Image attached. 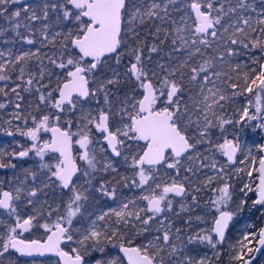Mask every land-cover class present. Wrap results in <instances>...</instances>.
<instances>
[{
	"label": "snow or ice",
	"instance_id": "obj_1",
	"mask_svg": "<svg viewBox=\"0 0 264 264\" xmlns=\"http://www.w3.org/2000/svg\"><path fill=\"white\" fill-rule=\"evenodd\" d=\"M17 2L0 0V15L7 14L9 5ZM228 2L230 4L231 0ZM176 3L177 0H166L163 5L157 0L148 5L144 0H51V3L44 0L42 6H24V12L29 13L25 19L29 22L23 25L17 22L13 31L29 45L39 42L41 48L51 46L53 51L50 56L41 54V48L35 52L22 51L14 59L9 52V58L0 62V81H10L11 76L4 74L5 71H15L16 65H21L17 77L21 83H15L8 91L7 84L0 86V95L7 103H12L8 100L10 93L16 97L14 119L23 120L26 129L17 127V131L33 141L30 148L11 155L23 158L34 152L39 158L38 170L24 169L25 178L19 181L18 186L6 191L0 184V209L15 217L13 224L4 225L6 232L0 234V257L9 249H15L22 255L55 253L63 264H124L123 259L91 255L94 251L104 253L112 245L118 246L127 264H215L207 256L197 259L184 254L183 241L179 236L181 229L176 228L173 232L174 225L166 215L174 211L169 194L183 200L191 196L188 204L181 203L183 212L199 206L197 194L203 188H210L213 183L220 185L212 189L216 198L210 207L218 215L214 217L210 232L188 237V243L207 244L216 261L221 256L217 248L227 241L229 223L236 214L244 211L249 192L256 197L252 200V208L257 211L264 209V144H260L259 167L247 171L250 178L253 171L257 172L259 182L255 188L244 184L241 193L245 199L239 201L234 211L225 210L234 199L233 185L229 183L232 175L239 176L246 171L236 169L235 173H229L227 168L232 167L238 153L245 155L241 163L254 165L256 157L251 155V149L244 153L245 146L237 136L229 139L224 135L226 126L264 120V64L254 61L258 67L242 76L237 64L233 69L236 78L233 79L226 72L216 71L214 63L217 59L224 63L225 55H233L231 47H226L218 56H205L202 51V47L207 50L215 40L221 39L217 26L221 25L223 17L236 13L238 9L255 11V7L247 0H236L235 6H229L226 12L223 3L219 8H213L209 2L206 10H202L197 0H192L190 5L182 3L181 6L195 13L194 31L189 35L185 17L181 16L177 21L169 14V5ZM261 6L255 21L259 29L253 27L250 15H240L227 26H222L225 34L229 28L233 29L232 34L223 40L224 45L240 43L247 48L248 44H244L243 39L234 38L239 34L250 39L253 48L264 52V40L249 35L257 31L264 34V0H261ZM50 11L56 13V23L61 26V31H51L52 25L48 22ZM176 11H180V7ZM213 12L218 14L213 15ZM20 16L21 10L16 9L8 19ZM155 20L173 26L162 29L157 24L153 33L158 40L162 32L164 40L171 38L172 50L166 54L167 62L157 61L150 67L153 54L159 56L164 40L147 47L139 39L136 29L147 21ZM32 22H38L40 27L36 28ZM22 26L28 30V35L17 31ZM37 32L41 37L39 41ZM133 38L135 44L130 46ZM216 51L218 49H213ZM174 53H182L183 57L177 58ZM4 55L0 52V58ZM125 56L128 63L123 76L115 69L109 75L103 72L100 76L95 75L106 67L107 60L114 58L119 67ZM33 58L40 62L39 71L28 72L25 79L27 62ZM45 59L54 68L62 70L55 80L52 79V69L44 64ZM122 84L128 87L119 96L117 93L121 91ZM18 89L36 96L35 103H28L31 111L27 113L22 109L24 97ZM248 96L252 98L248 99ZM237 98L246 100L237 109L239 119H226L227 105L236 103ZM93 101L94 109L91 107ZM5 107L6 103L0 102V109ZM29 118L32 127H27ZM256 127L264 130V123ZM216 129L220 130L222 143H213ZM41 131L50 132L51 140L41 141ZM94 132L99 139L93 135ZM73 144L83 150L78 157L84 164L82 168L73 158ZM205 144L208 148L199 151L198 146ZM48 153L59 154L55 164L45 162ZM216 153L226 157L225 164L218 166L214 159ZM2 155L6 153H0ZM116 158H122L131 170L132 185L142 189L148 186L149 194L139 198L146 201V206L138 207L136 200L123 202L126 198H122L118 207H108L98 213L94 211L85 217L82 209L87 201L95 200L96 193L115 202L119 186H127L129 178L119 175L113 162ZM8 167L15 168L16 165L0 163V168ZM160 168H165V176H168L167 170L175 173L170 177V183L167 180L157 182L163 179L157 175ZM203 169L213 171V175L205 174L197 187L190 176H196ZM182 171L186 174L181 179ZM101 173H108L112 179H106ZM50 188L59 191L60 201L55 207L37 199L38 193H45ZM25 201L33 207L31 214L18 211V202L23 204ZM40 219L45 222L39 223ZM74 221L79 223V227L74 226ZM153 223L158 225L155 228L157 235L147 243L141 240V243L134 244L137 238L151 231ZM188 223H191V217ZM34 227L43 229L46 239L20 238L23 232ZM74 238L77 247L70 253L64 251L62 243L71 242ZM253 241L264 247V227L244 232L236 243L228 246L229 264H250L245 257L253 251H260V248L250 247Z\"/></svg>",
	"mask_w": 264,
	"mask_h": 264
},
{
	"label": "rangeland",
	"instance_id": "obj_2",
	"mask_svg": "<svg viewBox=\"0 0 264 264\" xmlns=\"http://www.w3.org/2000/svg\"><path fill=\"white\" fill-rule=\"evenodd\" d=\"M44 0H34L30 3L27 4H13V5H9V10L10 12L8 13V15H10V13L12 11H15L16 9H20L21 10V18L29 15V13L24 12V6L25 5H40L42 6ZM152 2V0H144L145 5H148ZM157 2H160L162 5L163 3L166 2V0H157ZM197 2L201 3V6L204 10H206V6L209 2L212 3L213 8H219L220 7V2H223V0H197ZM186 4L189 5L190 3H192V0H177V3L174 5H169L168 11L169 14L171 16L172 19H175L177 21H179L181 16L185 17L186 20V28L189 30L188 34L190 35L193 27H194V23L193 20L191 19V15L190 13H188V8H185L183 6H181V4ZM229 3V2H228ZM247 3L253 4V6L255 7V11H253L252 9H248L247 11H243L238 9L236 13H228L227 16L223 17L221 20V25L217 26V30H218V36L221 37L220 40H215L211 47L213 49L219 48L220 44H224L223 40L227 39L229 35L232 34L233 29L229 28V31L227 34H225L222 30V26H227L230 22L235 21L238 16L240 15H250L252 17L253 20V27H257L255 26V21L257 19V13L261 12L262 10V6H261V0H247ZM236 4V0H233V3H230V6H235ZM180 7V11H176V8ZM38 11V10H37ZM225 11V10H224ZM227 12V11H226ZM39 14V11H38ZM213 15H217L218 13L213 12ZM55 18H54V22L56 20V13H54ZM161 15H163V13H161ZM3 15H0V18L2 19L0 21V52H3L5 55L0 58V62H2L3 60H7L8 57V53L11 52V56L14 59L16 55H19L22 51H33L35 52V50L37 48H41L40 43H36L33 45H29L27 44L25 41L21 40V38L19 36H17L16 32L13 31V28L11 27V23H9L8 25L4 24V19L2 18ZM167 20V18H166ZM19 21H21L19 19ZM29 21L26 20L25 24H27ZM32 24L36 27L39 28L40 24L38 22H32ZM159 24L160 27L163 28H169L171 29L173 26L170 23H164L161 24L159 20H155L153 21H147L144 25H140L137 27V31L140 34L141 32H143V36L145 34H147L150 29H148L147 27H153L152 28V33H154L155 31V26ZM53 28L55 27V24L52 25ZM68 27H72V25H68ZM259 29V28H258ZM62 29L59 28H54L51 29V31L55 32V31H61ZM66 30V29H65ZM17 31H19L22 35H28V30L25 29L24 27H22V29H17ZM259 32V31H258ZM163 33V32H162ZM258 36L264 40V34H261L260 32L257 33ZM141 36L139 37L140 40H144V37ZM129 37H131V34L129 33ZM155 35H152V37L149 39V45L147 47H151V44L154 40ZM36 39L39 41L41 39L39 33H36ZM170 39V38H169ZM211 39V38H210ZM163 40V38L161 39ZM135 42H132L130 46L134 45ZM223 46V45H222ZM202 47V46H201ZM170 49L171 48V44H170ZM203 48V47H202ZM233 49V47H231ZM250 49L252 50V47H250ZM53 49L51 48V46L48 47H43L41 48V54H47V55H51L52 54ZM261 51V50H260ZM169 51H166L165 54H167ZM182 53H174V55L177 58H182L183 54ZM249 54V53H248ZM264 56V52H261V54L258 55V53H254L252 55L253 59H258L259 57ZM234 55L228 56L229 58V62L232 60ZM164 59L162 56H153V64H150L149 66L152 67L154 65L155 62L159 61V62H167V55H165ZM224 61V60H223ZM258 61V60H255ZM176 61L173 60V63H175ZM215 70L216 71H220L222 73H224V71L221 70L220 66H224L223 63H221L220 59H217L215 62ZM259 63L264 64V59H260ZM39 64L40 62L37 61L35 58H33L32 60L27 62V66H26V75H25V79H27V73L28 72H38L39 71ZM44 64L46 67L52 69L53 73H54V80L56 78V73L59 69L54 68L52 65H50L48 63V60L45 59L44 60ZM126 63L122 62V64L117 67V65L114 62V58L112 60H107L106 62V67L102 68L100 71H98L97 73H95L96 76H100L101 73L103 72L104 75H109L112 69H115L116 71H118L121 76H123V73L125 71V67H126ZM20 64L18 63L16 65V69L15 71H8L6 70L4 74L6 75H12L13 78H11V81H0V86H3L4 84L8 83L10 84V89L12 87L15 86V83H21L20 81L17 80V77L19 76V68H20ZM258 65L255 66H251L248 68L247 71H243L240 72L241 76L243 75V73L245 72H250L251 69L253 68H257ZM229 68H231L229 66ZM232 70V68H231ZM16 74V76H14ZM229 75V74H228ZM233 77V79L236 78V75H230ZM241 83H243V81H240ZM45 83H47V80H45ZM20 90V89H18ZM113 91H115V89H113ZM124 91V90H123ZM123 91L122 93H117V95L122 96L123 95ZM27 93V92H26ZM29 94V93H28ZM131 94V93H130ZM12 95V94H11ZM247 95V94H246ZM14 97V95H13ZM248 99H251V96L247 97ZM12 103H10V105H6L5 107V112H1L2 109H0V153H6V155H2L0 156V163H4V164H11L10 160L12 158H16V159H20L22 162V165L17 168V169H13L12 167H8V168H0V184H2L3 186V190H11L12 188L18 186L19 181L24 180L25 178V173H24V169H31L33 171H37L38 170V166H39V158L35 156L34 152H30L29 156L27 157H23V158H19V157H13L11 155V153L16 152L19 153L20 151H24L27 148H30L33 141L26 136H23L20 134V132L17 131V127L21 128V129H25V124L23 120L17 121L14 119V113L17 111V109L15 108V103L17 102V100L15 98H12ZM29 102H36V96L35 95H29L27 96L26 99H24V101L22 102V109L24 110V113H27L28 111H31V109L28 108V103ZM246 103V100L243 98H237V102L233 103V104H229L227 105V115H226V119L227 118H235V119H239V115L237 113V109H240L241 106L243 104ZM87 107V105H86ZM91 107L94 109L96 107L95 102L93 101L91 104ZM251 112V110H250ZM8 121H11V123H8ZM259 123H264V120H257V121H249L247 123H241V124H236L234 126L231 127H227V131L224 133L225 136H227L229 139H232L233 136H237L239 138V142L245 146L244 148V153L246 154L248 149H251V155L253 157H256V161L254 165L248 164V163H241V161L245 160V155L238 153L236 156V159L232 165V167L227 168V171L229 173H235L236 169H246L245 172L241 173L239 176L236 175H232V179L229 181V183L231 185H233V201L230 203L229 205V209L230 211H234L235 207L237 204H239L240 200L245 199V197L242 195L241 193V189L243 188L244 184H250L251 187L255 188V171H253V176L250 178L247 175V171L248 170H252L253 168H256L257 166V162L260 156V153L258 151V145L261 144L262 139L264 138V130H261L259 128L256 127L257 124ZM32 121L29 118L28 122H27V127H32ZM26 130V129H25ZM72 131H76L75 127H73ZM8 133H12L11 135H9ZM94 136H96L95 132L93 133ZM40 137H41V141H48L49 136H48V132L45 131H41L40 133ZM74 140L77 139V137H73ZM97 139H99L98 136H96ZM212 140L213 143H222L223 142V138L220 137V130L216 129L214 131V134L212 136ZM208 148V145L205 144L203 147L198 146V150L199 151H204L205 149ZM49 156L52 157L51 160H49ZM214 159L218 162V166L221 164H225L226 160L222 157L221 154L216 153L214 156ZM57 158L55 156H53L52 154L48 153L45 156V162L47 163H51V164H55L57 162ZM114 164L120 165L121 168L127 167V165H125L123 163L122 158H117L114 161ZM188 165L185 164V167H187ZM6 170V171H5ZM161 171V176L160 178H163L161 180H158L157 182H163L164 180H167L168 182L170 181V177L175 175V173L172 170H167L168 171V176H165V168H162ZM104 173H101L100 175H102ZM186 173H184L183 171L180 174L181 179L183 178V176ZM205 174L206 175H213V171L209 170V169H203L201 170V172L197 173L196 176H190V179L195 183V186L199 187V181L203 180L205 178ZM29 184L32 183V181L29 179ZM171 182V181H170ZM154 187V185H152ZM220 185L213 183L211 185L210 188H203L198 194H197V198H198V207H192L186 211L181 212L180 209V205L181 203H185L188 204L191 201V196L189 195V197L187 198V200H183L180 199V201L176 202V206H175V211H174V215L166 213V215L168 216V218L172 221L174 227L172 229L173 232H175L176 228H180L181 232L179 233L180 239L181 241H183V245H184V254L193 256L197 259H199L201 256H207L213 259V261L215 262V264H229V255H228V251H229V245L230 244H234L236 243L237 240H239L242 236V234L244 232H248V231H253L252 229L253 227V222L250 219L251 216V211L252 210V200L255 199H251L250 197V193H248V197L249 200L247 199V205L245 206L244 211L236 214L233 218V230H232V237H234L235 239L233 241L231 240H227L224 244L223 247H218L217 251L221 252V256L219 261H216L215 256L213 255V250L207 245V244H200L199 242L193 241L192 243H188V237L189 236H193L196 235L197 233L199 234H206L210 232L211 229V224L212 221L214 220L215 217V209L210 207L211 201L215 200L216 198V193H214L212 191L213 188H217ZM143 195H148L149 194V188H146V190H143ZM46 193V194H45ZM45 193H38L37 194V199L41 202V203H47L52 205V207L56 206V203H59L60 201V197H59V191L57 189L54 188H50V189H46ZM142 196H135L133 197L131 200H135L136 199V205L138 207H145L146 206V201H143L141 199H139ZM105 197H102V200ZM130 198H126L123 199V202H126V200H128ZM106 202H109L106 205H103L101 207H98L96 209V212L98 213L100 210H107L108 207H112V208H116L119 206V204L122 202V198H117L115 202H113L112 200L106 198ZM131 207V206H130ZM174 209V206H173ZM46 210V209H45ZM18 211H20L22 214L27 213V214H31L33 211V207L31 205H27L26 201L23 204H19L18 202ZM62 211V209H61ZM175 213H179V214H189L191 215V220H195V222L190 223L188 226L185 227H180L177 226V223L175 222L176 218V214ZM169 214V215H168ZM194 216V217H193ZM200 217V220H197L196 218ZM53 220L55 219V216H53L52 218ZM250 219V220H249ZM15 220L14 216H9L7 214V211H3L0 210V221H3V224H0V234H3L6 232V228H5V224L7 225H11L13 224ZM189 220V219H188ZM45 221L43 219L39 220V223H44ZM74 226L75 227H79V223L74 221ZM158 225L156 223H153L152 225V229L149 233H145V237L143 239L144 243H147V241L149 239H152L155 235H157V233L155 232V228ZM260 229V225L258 228H256L255 231H258ZM44 230L38 227H34L32 229V231L29 234V239H36V238H41L44 237ZM176 243H180V241H177ZM0 244H2V241H0ZM77 244H74L73 247H71V249L76 248ZM250 247L255 248V241H253L252 245H250ZM2 250V249H0ZM223 253L225 254L223 257ZM92 256H95L96 258H104V259H111V258H118L115 254L113 255V253H109L106 251L104 253H100L98 251H94L91 252ZM253 255L252 253H249L245 259H248L250 256ZM88 259V257H86ZM119 259V258H118ZM260 259L261 261L264 260V251L262 252V254L260 255ZM0 261H3V264H54L53 260H44L43 262H34V261H29V262H24L21 259H19L10 249L9 251L3 256L0 257ZM222 261V262H221ZM42 262V263H41Z\"/></svg>",
	"mask_w": 264,
	"mask_h": 264
},
{
	"label": "trees",
	"instance_id": "obj_3",
	"mask_svg": "<svg viewBox=\"0 0 264 264\" xmlns=\"http://www.w3.org/2000/svg\"><path fill=\"white\" fill-rule=\"evenodd\" d=\"M39 1H41V0H39ZM48 2L49 3H51V0H48ZM231 2L233 3V0H231ZM221 3H223L224 4V10L225 11H227V9L229 8V6H230V4L228 3V0H223V2H220V4ZM9 12H10V10H9ZM8 12V13H9ZM8 13L7 14H5V15H3L2 16V18L4 19V24L5 25H8L9 23H11L12 25H11V27L13 28L14 27V25L17 23V22H19V23H21V25H23V24H25V22H26V19H24V17L23 18H21V17H19V18H17V19H12V20H10V19H8ZM54 18H55V15H54V12H51L50 11V13H49V23L51 24V25H54L55 24V27L54 28H59V29H62L61 28V26H59L57 23H56V20H55V23L53 24V22H54ZM19 19L21 20V21H19ZM2 19L0 18V21H1ZM255 26H257L256 28L258 29L260 26L259 25H257V24H255ZM23 27V26H22ZM22 27H20L19 29H22ZM53 28V26H52V29H54ZM152 28L153 27H150L149 29H150V31L147 33V34H145L144 36L143 35H140L139 37H141V36H143L144 37V42H145V44H146V46H148L149 45V39L152 37V35H153V33H152ZM63 30H65V29H63ZM257 33H259L258 31L257 32H255V33H249V35H250V37H252V38H255V37H257L258 36V34ZM163 38V40H164V37H163V33H161L160 34V37H159V40H161ZM234 38H238V39H243V41H244V44H248V47L247 48H245L244 46H243V44H240V43H237L236 45H231V44H229V45H224V44H220V46H219V48H216V49H218V51H216V52H213V48L211 47V48H209V49H207V50H204L203 48H202V51H204L205 52V56H210V55H219V52H223V51H225V48L226 47H233V58H232V60L229 62V58H228V55H225L224 57H223V60H224V66H220V68H221V70L222 71H224V72H226V73H228L229 75H236V71H234L233 69H235V67H236V65L237 64H239L240 65V68L238 69V71L239 72H243V71H247L248 70V68L249 67H251V66H255V65H257L254 61L255 60H260V57H261V55H260V57L258 58V59H253V57H252V55L254 54V53H258V55L259 54H261V51L259 50V49H256V48H253L252 47V44H251V40L250 39H244L242 36H239V34L237 35V37H234ZM171 39V38H170ZM170 39H168V40H164V43L163 44H161L160 45V47H161V49H162V51L160 52V56H162L164 59H165V52H166V50L169 48L168 46H169V44H171V40ZM159 40L157 39V37L155 36L154 37V40H153V42L152 43H150L151 44V46H152V44L153 43H158L159 42ZM132 42H135V39L134 40H132ZM223 45V46H222ZM250 47H252V50L250 49ZM249 53V54H248ZM157 56L156 54H153V56ZM197 59H200L199 57L197 58ZM124 63H128V57L127 56H125L124 57V61H123ZM229 66L232 68V70H231V68H229ZM62 73V70H58L57 71V75H60ZM11 76V78H13V76L12 75H10ZM14 76H16V74L14 75ZM27 77V76H26ZM52 79L54 80V75H53V77H52ZM47 80V79H46ZM11 81V80H10ZM10 81H8V82H10ZM7 85H8V88L6 89V91H8V90H10V84H8V83H6ZM126 87H128V85L127 84H122L121 85V91H122V89L124 90ZM18 91H20V95H22L23 97H24V99H26L27 98V96H31L32 94H28V93H26V92H24V91H22V89H20V90H18ZM12 98H15L16 99V97L14 96L13 97V95H11V93L9 94V97H8V100H12ZM0 102H5L6 103V105H7V102L5 101V98L2 96V95H0ZM8 105H10V103H8ZM5 110V108L4 109H2L1 110V112H5L4 111ZM1 141V140H0ZM10 162H11V164H13V165H16V167L15 168H13V169H17V168H19L21 165H22V162H21V160L20 159H16V158H12L11 160H10ZM131 184H127V186L129 187ZM250 197L251 198H253L254 197V194L253 193H250ZM253 222V229H255L256 228V226H258V225H260V221H259V219L258 218H256L255 220H253L252 221ZM232 230H233V227L232 228H230L229 229V231H228V241L229 240H231V241H233L235 238L234 237H232ZM112 247H115V246H112V245H109L107 248H106V251H109ZM219 247V246H218ZM223 247V246H222ZM221 247V248H222ZM225 254L223 253V255H222V257L224 256ZM222 262V261H221ZM222 264V263H221ZM250 264H264V260L263 261H261V259H260V256L258 257V258H255L253 261H251V263Z\"/></svg>",
	"mask_w": 264,
	"mask_h": 264
},
{
	"label": "flooded vegetation",
	"instance_id": "obj_4",
	"mask_svg": "<svg viewBox=\"0 0 264 264\" xmlns=\"http://www.w3.org/2000/svg\"><path fill=\"white\" fill-rule=\"evenodd\" d=\"M32 1H34V0H32ZM32 1H30V2H32ZM29 2V3H30ZM19 4V3H18ZM25 4H27V3H25ZM191 4V3H190ZM189 4V5H190ZM22 5H24V4H22ZM202 10H204L203 8H202ZM188 13H190V15H191V19L193 20V23H194V25H195V17H194V15H193V11L190 9V8H188ZM148 29L150 28V27H147ZM192 31H194V27H193V30ZM144 33L143 32H141L140 34H139V36L140 35H143ZM132 40H134V38L132 39ZM171 40V39H170ZM168 47H170V44H169V46ZM171 51L172 49H170V48H168L166 51ZM182 55V54H181ZM198 58V57H197ZM166 59V58H165ZM122 91H123V89H122ZM122 91H120L119 93L121 94L122 93ZM49 136V135H48ZM74 139V138H73ZM263 140V139H262ZM261 143H262V141H261ZM83 150H81L80 149V147H79V145H76V144H73V148H72V152H73V158L75 159V162H76V164H77V166H79V167H84V164H83V162L82 161H80L79 160V154L82 152ZM51 154V153H50ZM53 156H55L57 159H59V156H57L56 154H52ZM223 157V156H222ZM224 158V157H223ZM117 159V158H116ZM226 160V159H225ZM259 160V159H258ZM258 163V162H257ZM117 167V170H118V173H119V175L120 176H126V177H128L129 179H128V184H131L129 187L128 186H124V185H121V186H119V188H118V197L119 198H130V199H132L133 197H135V196H142L143 195V190L145 189L146 190V188H148V186H144V188L142 189V188H137V187H135L134 185H132V183H131V180L133 179V174H132V172H131V170L130 169H128L127 167H125L124 168V170H123V168H121L120 167V165H117L116 166ZM256 168H257V166H256ZM160 170H162V168H160L159 169V171H158V173H157V175H158V177H160L161 176V171ZM6 171V170H5ZM106 179H109V180H111L112 179V176H110L108 173H104V174H102ZM254 176L255 177H257V172H255V174H254ZM98 179H99V177H98ZM138 179V178H137ZM256 178H255V183H254V185H256ZM169 183H170V181H169ZM95 200H92V199H90L89 201H87L86 203H85V205H84V208L82 209V211L84 212V216L85 217H87L88 216V214L89 213H92V212H96V209L98 208V207H101V206H103V205H106V204H108L109 202H106V198H104L103 200H102V196H100L98 193H96L95 194ZM253 198H256L255 197V195H254V197ZM253 198H251V199H253ZM169 199H172L173 200V206H174V211H175V206H176V202H178V201H180V199H182L181 197H177V196H174V195H171V194H169ZM136 200V199H135ZM248 200H249V197H248ZM259 206H257V208H258ZM1 210V209H0ZM225 210H228V211H230V209L229 208H227V209H225ZM4 211V210H3ZM5 211H7V210H5ZM174 211L172 212V213H169V214H172V215H174L173 213H174ZM251 211V216H250V219L253 221V220H255L256 218H258L259 219V221H260V228H261V226H262V223H263V215H264V209H260L259 211H257V210H255V209H253L252 208V210H250ZM216 213V212H215ZM168 214V215H169ZM218 213H216L215 214V216L217 215ZM175 217H177L176 218V220H175V222L177 223V226H180V227H185V226H188L189 225V223H188V219H189V217H191V215H189V214H179V215H176ZM194 217V216H193ZM249 219V220H250ZM192 222H195V220H191V223ZM213 222H214V220L212 221V224H211V227H212V225H213ZM233 225H234V223H233V220L229 223V229L230 228H232L233 227ZM259 227V225L258 226H256V228H258ZM256 228L255 229H252L253 231H255L256 230ZM32 231V229H30L28 232H26V233H24V234H21V236H20V238H22V239H28V240H32V239H29V234H30V232ZM229 231V230H228ZM226 235L228 236V232L226 233ZM144 237H145V235L142 237V238H137L136 240H135V242H134V244H139V243H141V240H143L144 239ZM36 239H40V240H44V239H46V235L44 236V237H41V238H36ZM145 242V241H144ZM74 244H76L75 243V238H74V240L73 241H71V242H68V241H65L64 243H62V245H61V247L64 249V251H66V252H71V247H73V245ZM255 244H256V242H255ZM77 246V245H76ZM127 246V245H126ZM255 249V248H254ZM13 252V251H12ZM107 252H109V253H113V255L115 254L119 259H123V257H122V255L120 254V252H119V248H118V246H115V247H112L109 251H107ZM254 252V251H253ZM14 253V252H13ZM15 254V253H14ZM16 255V254H15ZM17 256V255H16ZM18 257V256H17ZM252 256H250L248 259H250ZM19 259H21L22 261H24V262H29V261H34V262H40V261H44V260H53L54 261V264H59V261H58V258L56 257V256H49V257H45V258H35V259H22V258H20V257H18ZM87 259V258H86ZM254 259H252L251 261H253ZM123 261H124V259H123ZM251 261H250V263H251ZM41 262V263H42ZM124 264H125V261H124Z\"/></svg>",
	"mask_w": 264,
	"mask_h": 264
},
{
	"label": "water",
	"instance_id": "obj_5",
	"mask_svg": "<svg viewBox=\"0 0 264 264\" xmlns=\"http://www.w3.org/2000/svg\"><path fill=\"white\" fill-rule=\"evenodd\" d=\"M30 1L32 0H18L17 3L19 4H25V3H29ZM193 15L195 17V13L193 12ZM48 135H49V139L48 141L51 140V136L52 134L50 132H48ZM143 143V142H141ZM261 144H264V138L262 140V143ZM82 150V149H81ZM53 154V153H51ZM57 156H59L58 153H55ZM72 155H73V152H72ZM224 159H226V157H224ZM259 167V160H258V163H257V168ZM257 176H258V173H257ZM259 181L256 180V183H258ZM256 186V185H255ZM171 194V193H170ZM171 195H174V194H171ZM175 196V195H174ZM178 197V196H177ZM1 210H4L5 209H1ZM218 215V214H217ZM261 227H264V215H263V223H262V226ZM26 232H23L22 234H24ZM256 248H260V251H254L253 252V255L250 259H248L249 261H251L252 259H255V258H258L262 252L264 251V247H261L260 245L258 244H255V249ZM11 251H13L18 257L22 258V259H35V258H45V257H49V256H56L58 258V261H59V264H63V260L55 253H44L43 255L39 254V253H33L32 255H22L21 253L17 252L15 249H10ZM120 252V251H119ZM120 254L122 255L124 261H125V264H127V259L126 257H124V254L120 252Z\"/></svg>",
	"mask_w": 264,
	"mask_h": 264
}]
</instances>
